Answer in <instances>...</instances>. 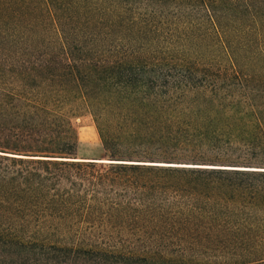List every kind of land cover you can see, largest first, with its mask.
<instances>
[{"label":"trees","instance_id":"trees-1","mask_svg":"<svg viewBox=\"0 0 264 264\" xmlns=\"http://www.w3.org/2000/svg\"><path fill=\"white\" fill-rule=\"evenodd\" d=\"M0 264H264V0H0Z\"/></svg>","mask_w":264,"mask_h":264},{"label":"rangeland","instance_id":"rangeland-1","mask_svg":"<svg viewBox=\"0 0 264 264\" xmlns=\"http://www.w3.org/2000/svg\"><path fill=\"white\" fill-rule=\"evenodd\" d=\"M78 106H74L75 111H73L74 113L70 115L71 116L70 121L75 129L78 139V151L76 157L79 158L105 157L104 156L105 153L101 149V140L99 138V135L97 133V130L95 128L91 116L86 111H84L81 106L80 107ZM178 162H185V161H178ZM97 236H99V234H97ZM108 236L104 235L103 238H108ZM119 236L125 238L126 234L113 235L112 238L117 239Z\"/></svg>","mask_w":264,"mask_h":264},{"label":"bare ground","instance_id":"bare-ground-1","mask_svg":"<svg viewBox=\"0 0 264 264\" xmlns=\"http://www.w3.org/2000/svg\"><path fill=\"white\" fill-rule=\"evenodd\" d=\"M188 166H191V165H188Z\"/></svg>","mask_w":264,"mask_h":264},{"label":"water","instance_id":"water-1","mask_svg":"<svg viewBox=\"0 0 264 264\" xmlns=\"http://www.w3.org/2000/svg\"><path fill=\"white\" fill-rule=\"evenodd\" d=\"M77 158H79V157H77Z\"/></svg>","mask_w":264,"mask_h":264}]
</instances>
